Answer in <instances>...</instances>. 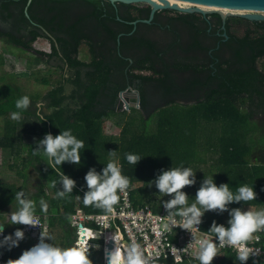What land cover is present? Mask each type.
Listing matches in <instances>:
<instances>
[{"label":"trees","instance_id":"trees-1","mask_svg":"<svg viewBox=\"0 0 264 264\" xmlns=\"http://www.w3.org/2000/svg\"><path fill=\"white\" fill-rule=\"evenodd\" d=\"M169 13L175 15L170 17ZM150 16L151 7L142 3L0 0V41L32 53L37 64L47 63L62 71L56 86L42 95L43 108L36 107L37 98L28 96L32 106L22 113L20 121H13L11 113L18 111L15 103L24 96L22 88L6 82V77L0 85V118L5 121L4 131L0 127V150L8 149L14 162L20 164L6 168L23 180L28 178L26 171L30 168L41 174L36 194L17 185L19 180H0V214L10 204L16 208L17 191L23 190L37 202L36 214L41 216L46 215L39 206L44 199L51 212L45 233L52 242L46 243L74 245L77 236L75 231L71 234L74 229L70 218L74 211L103 213L85 206L75 196L83 198L87 191L84 176L90 168L101 172L111 159L109 151H117L123 174L131 178V197L136 206H149L146 202L153 199L146 187L161 169H193V164L203 160L200 150L206 149L217 158H213L209 173L198 175L196 191L204 177H213L217 186L228 184L233 192L242 185L252 186L257 199L231 204L229 210L264 209V125L253 122L264 117V22L236 16L224 22L218 14L203 16L167 10L157 12L147 22ZM236 26L244 29L242 35H238ZM38 39L50 43V53L34 49ZM82 44L88 47L86 59L80 57ZM141 71L155 75L137 73ZM129 89L138 90L142 100V108L138 111L132 107L130 116L126 110L121 112L120 98L121 92ZM199 97L198 103L190 107L178 103ZM134 111L138 117L127 121L122 131L117 129L120 118H131ZM152 115L157 122L154 133L149 132L148 126ZM110 121L117 128L111 127ZM106 128L113 131L109 133ZM69 129L84 142V148L80 165L60 166L65 175L76 181V188L71 198L57 199L56 189L50 187L52 180H58L56 171L50 168L46 157L33 156L31 150L45 134L55 136ZM200 131L203 133L197 136ZM24 144L30 148L23 156ZM257 150L259 155L253 157ZM129 153L142 159L135 166L130 165L125 158ZM140 183L146 186L137 185ZM194 198L195 194L190 195L189 202ZM152 209L166 213L162 206ZM226 215L227 212H206L202 231H209L213 222L225 225L222 221ZM260 235L262 240L256 246L264 249V232ZM95 242L104 247L103 240ZM2 250L9 259H17L25 251L20 247ZM98 251L93 249L90 259L93 264H104ZM212 264L239 261L234 251L225 250ZM248 264H252L251 259ZM259 264H264V260H259Z\"/></svg>","mask_w":264,"mask_h":264},{"label":"clouds","instance_id":"clouds-1","mask_svg":"<svg viewBox=\"0 0 264 264\" xmlns=\"http://www.w3.org/2000/svg\"><path fill=\"white\" fill-rule=\"evenodd\" d=\"M31 106L28 96L19 98L15 103L18 111L11 113V119L20 121L22 113ZM36 107L43 108V102L37 104ZM53 110L49 109V112ZM37 115L44 121V117L39 112ZM83 148L84 142L77 139L70 129L55 136L47 133L43 139L35 142L31 154L33 156L42 154L47 158L50 168L57 173L58 180L50 182V187L56 189L55 198L72 197L76 181L65 175L60 166L63 163L80 165L81 149ZM108 154L111 159L101 172H97L95 168H90L87 171L84 176L87 191L84 192L82 199L80 196H75V199L82 201L85 206L102 210L103 219L115 220L122 215L117 212L116 205L120 202V194L127 195V190L131 186V178L123 174L117 151H109ZM125 158L130 165L134 166L142 159L139 155L130 153L126 154ZM195 183V172L190 167L161 169L159 175L149 182V187L154 185L162 197H171L162 203L166 216L153 217L154 220L163 222V230H160L159 225L157 226L156 236L159 246L154 245V250L149 251L146 255L144 246L139 241L133 240L129 243L117 230L108 237L112 241L113 247L111 249L105 248V245L103 247L106 264H155L157 257L161 254L165 256V251L161 253V247L172 250L175 254L176 264H183L184 255L189 254V250L193 247H195V259L199 264H212L223 247L236 249L239 264H248L250 259L252 264H259L256 257L261 254V249H254L249 245L250 242L260 239L258 233L264 232V209L244 211L241 208L229 210L228 207L231 204L255 201L257 193L253 187L242 185L233 192L228 184L217 186L213 177H204L193 202L190 203L189 197L183 189L191 187ZM14 199L16 208L12 209L10 213L0 214L3 217V220H0V235L4 233L7 225H22L23 231L18 228L13 234L0 239V248H5L8 251L19 246V243L25 238L24 233L35 236L36 234L26 232L25 226L40 228V219L44 217L36 214L37 202L23 190L17 191ZM39 206L41 212L47 213L49 205L44 199L39 201ZM206 212H216L217 214L227 212L230 217L227 226L213 222L209 231H201L199 226ZM50 215L51 213H49ZM47 219L42 221L43 228L38 243L23 251L17 259L8 258L5 261L7 264H93L90 259V251L99 248V245L95 243L98 239L93 238L89 243L90 237L85 232L77 241L79 234L77 235L75 231L77 239L73 246L60 247L53 243H46V240H52V237L45 233ZM175 228L187 231L192 237L191 242L184 249H176L170 243L166 246L162 243L165 233L171 232ZM4 257V253L0 250V263L2 264Z\"/></svg>","mask_w":264,"mask_h":264},{"label":"rangeland","instance_id":"rangeland-1","mask_svg":"<svg viewBox=\"0 0 264 264\" xmlns=\"http://www.w3.org/2000/svg\"><path fill=\"white\" fill-rule=\"evenodd\" d=\"M207 12L213 13V11H207ZM218 12L221 13L222 15H230L231 13H234V14L238 13L235 11L234 12L218 11ZM168 15L170 17H172L175 14L169 13ZM234 28L238 30V33H239L238 35H242L244 33V29L242 27L239 28L236 26ZM33 46H34V49L39 50V51H49V52L51 51L50 43L48 41H46L45 39H38L34 43ZM28 52H32V51H28ZM87 54H88V47L85 44H82V46L80 47L81 59H86V57L88 56ZM32 55H33L32 53L24 52L21 49L14 48L10 45H7L6 43H3V41H0V78H1L0 79V85L3 84V77H6V79H7L6 82H8L9 84L15 83V85L22 88L24 96H29V97L33 96L34 98H37V101H38L37 104H39L42 102V100H41L42 95H44L48 90H50L54 86H56V84L59 82V80L61 79L62 71L59 68L53 67L47 63L37 64L35 62L34 58L32 57ZM137 73L141 74L143 76L144 75H153L152 72H146V71H141V72H137ZM154 75H155V73H154ZM186 107H190V106H186ZM126 109L127 108H125V105L123 103L121 111H125ZM135 109H137L139 111L141 108H135ZM127 111H130V109L129 110L127 109ZM122 113H124V112H122ZM133 114L134 115H132L131 118L125 116L124 119H126V121L129 122V121H131V119L138 117L137 115H139V113L137 111H134ZM160 114H162V113L160 112ZM145 115L148 116L147 113ZM150 119L152 121H150L148 123L149 129H151L149 132L154 133V132H156L157 122L155 121V118L153 115ZM165 120H168V119H165ZM144 121H146V119H144ZM4 124H5L4 118H0V127H1L2 131H4V128H5ZM259 125L261 127L264 125V119L259 121ZM201 132L202 131H200L199 132L200 134L199 135L197 134V136H200ZM23 146L25 148L23 149L21 155L24 156L28 153V149L30 148L29 147L30 145L24 144ZM199 155H200V158L203 160L197 164L192 165L193 171L195 172L196 183H195V185H193L191 187H186L185 189H183V191L188 195V197L190 195L196 194V188L198 187V182H199L198 175H204L206 173H209L208 171L210 169V166L213 165L212 162H214V160H215L213 158H217L216 154H214L211 151H208L206 149L200 150ZM256 155H259V150H257L256 153H254L253 157ZM212 159H213V161H211ZM253 163H254V161H253ZM12 164H17L18 166H20V164L14 162L13 156L11 155V153L8 149H1L0 150V180H3L4 182L5 181L15 182L16 180H19L17 182V185L24 186L23 187L24 190L29 191L30 194L31 193L32 194L38 193L39 183L41 182V180H40L41 174L34 171L33 168H30L26 171L28 178L26 180L20 179L16 176L15 173L8 172L6 166L12 165ZM2 172H4V173L2 174ZM137 185L146 186V185H143L142 183L137 184ZM47 191L50 192L49 189H47ZM146 192L153 199L149 203L146 202L147 205H149L150 207L151 206L152 207L153 206L154 207L155 206H157V207L162 206L163 202H165L171 198L169 196H163L162 197L154 185L149 187V184H148V186L146 187ZM147 201H149V200H147ZM12 207H14V204L8 205L5 209H3L1 211V214L10 213L13 209ZM7 208H11V210H6ZM248 209H251V208L244 209V211H247ZM251 210L255 211V209H251ZM49 213H51V212L46 213L47 218L49 217ZM38 216H41V215H38ZM227 216L228 215H226V217H224L223 221H222L225 225H227V221L229 220V218ZM0 220H3V219L0 218ZM47 221H49V219H47ZM20 227L22 228V231H23L22 225H7L5 227L4 233L2 235H0V239H3V236L13 234L14 231ZM74 231H76L77 235L78 234L80 235V233L76 229L72 230L71 234L74 233ZM40 232H42V229H37L35 236L24 233L25 238L19 243L18 247L24 248L25 250H27V249L31 248L32 246H34L35 244H37L39 241ZM76 233H75V235H76ZM78 240H79V237H78L77 241ZM50 242H52V241H50ZM98 249H99V251H98L99 258L102 261V258H103L102 245ZM98 249H95V251H97ZM0 250L5 255L4 260H3V264H7L5 261L8 260V256L2 250V248H0ZM0 264H2V263H0Z\"/></svg>","mask_w":264,"mask_h":264},{"label":"built area","instance_id":"built-area-1","mask_svg":"<svg viewBox=\"0 0 264 264\" xmlns=\"http://www.w3.org/2000/svg\"><path fill=\"white\" fill-rule=\"evenodd\" d=\"M116 210L118 213H122L119 217L115 220H105L103 219L104 213H94V214H86L81 211H74L71 214V226L73 229H76L80 235L79 239L82 236L81 230L85 229L87 232L90 233L89 243L91 239L96 238L98 240H103L104 245L106 248L107 243L109 242L108 237L111 233L116 232L117 230L120 231L124 239L131 243L133 240L139 241L145 249V254L147 255L149 251L154 250L153 246H159L157 243V226L159 225L160 230H163V222L156 221L153 219L155 216L164 217L166 213H157L154 212L152 207L150 206H136L131 197V188L127 190V195L120 194V202L116 205ZM47 219V216L44 215ZM40 219V228L39 227H27L25 226V231L29 233L35 234L37 229L43 228V220L45 218ZM201 229V225L199 226ZM202 231V229H201ZM259 233L260 239L258 241L254 240L250 242V247L259 248L261 249V254L256 259L264 260V249L261 248L259 245L262 236ZM192 240L190 233L187 231L175 228L171 232H166L163 245H167L170 243L172 247L176 249H184ZM225 250H232L236 253L237 251L234 248L230 247H223L220 249V252ZM165 251V256L161 254L159 257L156 258L155 264H158L160 261H170L172 264H176L175 261V254L172 252L170 248L161 247V253ZM195 247L189 250V254H185L183 257V264L184 262L190 261H197L194 256ZM104 262L106 264V260L104 258Z\"/></svg>","mask_w":264,"mask_h":264},{"label":"water","instance_id":"water-1","mask_svg":"<svg viewBox=\"0 0 264 264\" xmlns=\"http://www.w3.org/2000/svg\"><path fill=\"white\" fill-rule=\"evenodd\" d=\"M108 1L112 3H122V4L142 3L149 5L151 7V16H150V20H148L147 22L153 20L157 12L166 11V10L178 12L182 14L198 13L203 16L209 14H218L222 17L224 22H226V20L229 17H233V16L241 17L252 22H264V14L262 13L264 12V0H181L195 5H206L220 9L231 10L230 12H234V11L243 12L236 14L231 13L230 15H222L218 11H213V13L211 12L209 13L195 6L183 8V7H179L178 5H171L167 0H108ZM159 2L163 4H159ZM126 97H128L131 102H127ZM120 98L124 103L125 108L127 109L131 107H136V108L141 107L140 106L141 96L138 90L129 89L127 91H123L120 94ZM112 247H113L112 241L109 240V242L106 245V248L111 249Z\"/></svg>","mask_w":264,"mask_h":264},{"label":"crops","instance_id":"crops-1","mask_svg":"<svg viewBox=\"0 0 264 264\" xmlns=\"http://www.w3.org/2000/svg\"><path fill=\"white\" fill-rule=\"evenodd\" d=\"M43 52H47V53H50L49 51H43ZM199 99H201L200 97L197 99H187V100H180V101H178V103H179V105H182V106H192V105H196L198 102L197 101H199ZM126 100H127V102H131L130 101V99L128 98V97H126ZM152 101H154L153 99H152ZM121 102H122V100H121ZM123 103V102H122ZM154 104H156V103H154ZM122 106H123V104H122ZM140 108H142V100H141V103H140ZM134 108V107H133ZM132 107L130 108V111H127V109H126V111H127V115L128 116H130L131 115V109H133ZM136 108V107H135ZM129 110V109H128ZM121 112H124V111H121ZM127 117V116H126ZM128 119V118H127ZM262 119H264V117H258V118H255V121H253V122H255V123H259V121L260 120H262ZM120 120H122L121 122H120V127L119 128H117L116 127V125L115 124H113L114 123V121H110V122H108L110 125H111V127H115V128H117V129H120V131H122L123 130V128H124V126L127 124L126 122V119H122V117L120 118ZM200 121H203V120H200ZM106 130L109 132V133H111L112 131H113V129H112V131L110 130V129H107L106 128ZM254 161V163H255V160H253ZM96 243V242H95Z\"/></svg>","mask_w":264,"mask_h":264},{"label":"bare ground","instance_id":"bare-ground-1","mask_svg":"<svg viewBox=\"0 0 264 264\" xmlns=\"http://www.w3.org/2000/svg\"><path fill=\"white\" fill-rule=\"evenodd\" d=\"M171 5H178L179 7H183V8H188V7H199L200 9H202L203 11H231V10H227V9H220V8H216V7H212V6H206V5H195V4H191V3H188V2H184V1H181V0H167ZM159 4H163V3H160ZM235 12H238V13H243L242 11H235ZM264 14V12H262ZM87 233L88 234V237H90V233L87 232L86 230H83L82 231V234L84 233Z\"/></svg>","mask_w":264,"mask_h":264}]
</instances>
